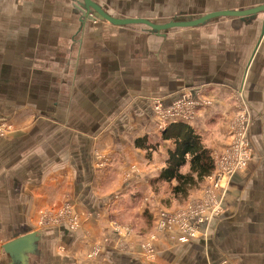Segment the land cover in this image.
Instances as JSON below:
<instances>
[{
  "label": "crops",
  "instance_id": "1",
  "mask_svg": "<svg viewBox=\"0 0 264 264\" xmlns=\"http://www.w3.org/2000/svg\"><path fill=\"white\" fill-rule=\"evenodd\" d=\"M94 1L114 17L158 24L264 4ZM86 15L82 0H0V264H15L4 245L33 232L41 239L29 264H264V13L163 32ZM243 82L254 159L231 181L223 214L189 243L161 232L155 260L139 254L143 234L123 252L105 247L88 260L93 244L111 235L110 221L125 217L131 194L152 192L174 148L164 143L148 158L137 147L143 138L158 143L151 102H172L185 89L219 97V108L191 125L215 148L225 102ZM131 166L141 173L129 181ZM65 204L84 221L80 229L39 226L42 211L57 214Z\"/></svg>",
  "mask_w": 264,
  "mask_h": 264
},
{
  "label": "rangeland",
  "instance_id": "2",
  "mask_svg": "<svg viewBox=\"0 0 264 264\" xmlns=\"http://www.w3.org/2000/svg\"><path fill=\"white\" fill-rule=\"evenodd\" d=\"M190 89H185L180 93V96L177 97L172 102H166L164 103L162 99H155L151 102V107L153 110V117L158 127V151L162 148L161 146L164 143L161 140V133L164 131V129L168 126L167 123H165L162 119L157 115V112L154 110V107L156 105V102L158 100L163 102L162 108L163 111L171 110H185L187 111L188 108H191L190 106ZM194 92V91H193ZM201 93V98L204 99L209 106H205L202 108L195 109L193 112V124L197 122V120L204 115L203 113L205 111H210L211 109H216L217 105L219 108V97H214L203 94L202 91L198 90L194 93ZM186 98V99H185ZM227 102V103H226ZM225 102V113H224V120L222 122L223 129L225 131V134L222 136V144L218 147H209L207 144L204 143V145L209 148L213 152V157L215 159V163H217L224 155H226L229 152L234 151H250L252 158L248 164V166L241 171L236 172L231 179L229 180V183L223 188V189H214L212 188V180L206 178L204 180V183L200 185L199 188L195 189L190 193V196L181 203L178 201H174L172 199L171 194V185H168L166 183L161 184L158 186L157 191L152 189V192L150 194H147L143 197L139 196L138 192H133L131 194L132 202L131 200L124 205V212L125 217L120 220H112L110 221L109 228H110V236H103L97 244H93V246L90 248L89 252L87 253V259L88 260H95L103 253V249L106 247L108 249L117 250L119 252H123L124 249H128V244L130 243V238H132V243H134V237L137 234H143L144 239L142 240L140 244V251L139 254L141 257L147 258L148 260H155L156 253L154 256H148L145 253V246L150 244L153 246L154 249V243L156 242V239H152L153 234L156 233V217L159 211L165 210L166 212L170 214H176V216H180L181 214H186L188 212H192L195 210H202L203 208L209 207H217L220 205L222 207V214L224 212V204L227 192L229 191L231 181L233 178L245 171L250 167V165L253 162L254 159V140L252 136V127L254 123V112L250 105V102L248 101V93L246 89V82L240 86V88L233 89L231 91L230 96H228L227 101ZM203 110H205L203 112ZM155 112V113H154ZM203 112V113H201ZM201 115V116H200ZM218 129V128H217ZM13 130V129H12ZM11 130V131H12ZM218 134L220 136V132L218 131ZM170 143V142H169ZM172 144V143H171ZM212 144V142L210 143ZM216 151V152H215ZM216 153V154H214ZM232 155L228 154L227 156ZM230 158H233L232 156ZM164 168V167H162ZM185 172L187 169L184 170ZM141 173V170L139 167L131 166L129 167L128 172L125 174V178L129 181L136 179V177ZM124 188V187H123ZM154 190V191H153ZM126 191V188L123 189V193ZM134 195V197L132 196ZM118 196V195H117ZM119 197V196H118ZM137 198V199H136ZM136 199V200H135ZM173 200V202L171 201ZM143 212V217L140 219L139 212ZM41 217L38 221L39 226L41 227H52L56 225H62V223L65 225H68L71 229L78 230L83 225V220L78 217L75 212L74 208L71 204H65L61 212L55 214L51 213V211H42L40 213ZM148 215H151L155 218L154 220H151V223L149 224V219H147ZM149 218V217H148ZM219 218V217H218ZM216 218V219H218ZM215 219V220H216ZM214 220V221H215ZM132 225V226H131ZM159 232H157V235L159 236ZM139 236V235H137ZM143 237V236H140ZM155 252V249H154Z\"/></svg>",
  "mask_w": 264,
  "mask_h": 264
},
{
  "label": "built area",
  "instance_id": "3",
  "mask_svg": "<svg viewBox=\"0 0 264 264\" xmlns=\"http://www.w3.org/2000/svg\"><path fill=\"white\" fill-rule=\"evenodd\" d=\"M186 99V98H185ZM190 106L187 111L185 110H167L163 111V102L158 100L154 107L160 120L162 119L167 125L172 124H185L193 125V112L195 109H200L205 106H209L208 103L201 98V93L190 92ZM155 113V112H154ZM7 129L6 127L4 128ZM4 130L0 129V134L3 135ZM228 154H232L227 156ZM233 158H230V157ZM252 155L250 151H234L224 155L217 163H215V170L208 179L212 180V188L223 189L228 183L231 177L238 171L244 170ZM222 215V207H209L202 210H195L186 214L176 216V214H170L165 210H160L156 217V231L161 233L171 230L174 232L180 243H189L192 240H196L205 231L206 226L213 222L216 218ZM157 232L153 234L152 239L158 237ZM145 253L148 256H154L155 252L153 246L148 244L145 246ZM220 264H228L226 261Z\"/></svg>",
  "mask_w": 264,
  "mask_h": 264
},
{
  "label": "trees",
  "instance_id": "4",
  "mask_svg": "<svg viewBox=\"0 0 264 264\" xmlns=\"http://www.w3.org/2000/svg\"><path fill=\"white\" fill-rule=\"evenodd\" d=\"M161 140L172 143L174 148L168 152L165 168L150 186L157 191L161 184L171 185L172 198L183 202L214 172L213 152L204 145L203 136L190 125L167 126L161 133ZM158 146L159 143L152 144L147 138L137 141V147L144 149L148 158Z\"/></svg>",
  "mask_w": 264,
  "mask_h": 264
},
{
  "label": "water",
  "instance_id": "5",
  "mask_svg": "<svg viewBox=\"0 0 264 264\" xmlns=\"http://www.w3.org/2000/svg\"><path fill=\"white\" fill-rule=\"evenodd\" d=\"M82 2L88 19L98 17L119 26L140 24L145 25L157 32H163L170 29L198 27L220 17H246L258 13H264L263 4L248 10L217 11L193 20H173L166 24H158L144 18H117L107 13V11L94 0H82ZM40 239V234L33 232L7 243L3 246V249L15 264H29L30 256L37 253V243L40 241Z\"/></svg>",
  "mask_w": 264,
  "mask_h": 264
}]
</instances>
